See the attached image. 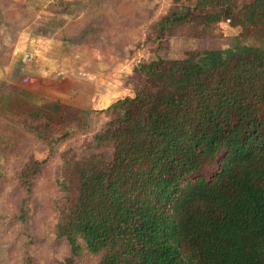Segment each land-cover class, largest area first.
Returning <instances> with one entry per match:
<instances>
[{"label": "trees", "instance_id": "16d2710c", "mask_svg": "<svg viewBox=\"0 0 264 264\" xmlns=\"http://www.w3.org/2000/svg\"><path fill=\"white\" fill-rule=\"evenodd\" d=\"M76 1L60 0L55 12L77 16ZM175 1L152 23V39L219 22L240 38L139 63L133 94L108 105L101 124L81 123L112 154L63 161L54 234L70 263L86 255L94 264H264V0ZM82 12L83 36L111 28L102 8L85 3ZM44 105L59 122L70 109ZM23 116L53 122L37 110ZM64 126L54 142L74 131ZM29 161L12 176L24 195L20 222L44 163ZM25 260L32 264L28 252Z\"/></svg>", "mask_w": 264, "mask_h": 264}, {"label": "rangeland", "instance_id": "374dc122", "mask_svg": "<svg viewBox=\"0 0 264 264\" xmlns=\"http://www.w3.org/2000/svg\"><path fill=\"white\" fill-rule=\"evenodd\" d=\"M59 1L0 0V264H28L27 252L32 264H94L95 258L86 255L68 262L67 245L56 240L54 234L57 202L65 200L58 184L63 181V161L72 154L74 158L100 152L110 158L112 154L111 147L92 142L93 130L82 129L81 123L89 124L88 128L101 124L108 105L133 94L138 84L134 67L139 63L156 58L181 59L197 50L232 47L240 38L239 28L219 22L200 28L184 24L164 38L152 39V23L178 3L175 0H78L75 10L81 12L71 19L55 12ZM85 3L102 8L111 22V28L103 30L99 37L81 34L86 25L81 17ZM53 16L55 20H51ZM64 33L71 41L62 40ZM31 57L34 61H30ZM90 59L101 63L96 71L101 78L98 89L107 91L108 98L84 106L74 104L75 94L65 100L51 98L57 89L70 92L80 86V80L86 81L92 70L82 62ZM50 60L70 64L61 73L65 81L56 89L46 80ZM70 67L74 68L73 75ZM48 101L70 107L63 122L45 107ZM28 110H37L53 122L29 124L23 116ZM64 122H70L74 131L54 142L65 131ZM31 158L44 163L24 203L26 219L20 222L16 217L24 195L15 188L12 176Z\"/></svg>", "mask_w": 264, "mask_h": 264}, {"label": "crops", "instance_id": "0c3cea01", "mask_svg": "<svg viewBox=\"0 0 264 264\" xmlns=\"http://www.w3.org/2000/svg\"><path fill=\"white\" fill-rule=\"evenodd\" d=\"M30 61H34V57H31ZM66 62H65V60H50L49 62H47V64L49 65V68H48L49 71H47L49 73V78H47L46 80L49 81V83L52 84V86H54L55 89L57 88V84H61L62 82L65 81V79H63V76L61 73H64L63 72L64 69H66V68L69 69L70 64L68 62L67 63ZM99 63H100L99 61H96L94 59H90L89 61L83 60L82 66H83V64L88 65L89 67L88 66H86V67L91 68V70H92V73H90L88 75V79L87 80L85 79L86 81L80 80V83H81L80 86L78 88L73 87V91H70V92L63 93V92H60L59 89H57L56 95L51 96V98H53L55 100H65L68 97L75 94L76 97L73 98V101H74V104L76 106H79V105L84 106V105H88V104H93L94 102L98 103V102H101L103 99H107L108 95H105V93H107V91H104V90L100 91L98 89V87L100 86L98 84V82H100L101 78L98 77V75L96 74V71H97V68L100 67L99 65L101 63L100 64ZM66 65H68V66H66ZM102 65H104V63ZM73 69H74L73 67H70V72L72 73V75L74 73ZM37 71H39V70L37 69ZM42 71L45 75L46 70L43 69ZM108 82H106V83H108ZM104 89H106V87ZM104 95H105V97H104Z\"/></svg>", "mask_w": 264, "mask_h": 264}]
</instances>
